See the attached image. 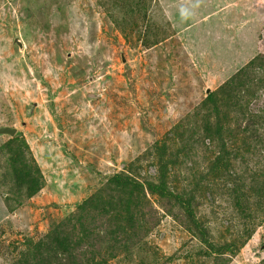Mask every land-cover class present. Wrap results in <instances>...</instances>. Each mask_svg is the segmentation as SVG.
<instances>
[{"label":"rangeland","instance_id":"obj_1","mask_svg":"<svg viewBox=\"0 0 264 264\" xmlns=\"http://www.w3.org/2000/svg\"><path fill=\"white\" fill-rule=\"evenodd\" d=\"M261 13L0 0V264H264Z\"/></svg>","mask_w":264,"mask_h":264},{"label":"trees","instance_id":"obj_2","mask_svg":"<svg viewBox=\"0 0 264 264\" xmlns=\"http://www.w3.org/2000/svg\"><path fill=\"white\" fill-rule=\"evenodd\" d=\"M247 104H248V102H247ZM250 112H251V110L249 109L248 113H250ZM33 171H34L33 168L29 167L27 164H23L21 166H15V167L13 166V170L11 172V175L13 176V178L15 177V179L17 180L18 186L19 187L22 186V188L25 189V198H30V196H32L34 193H36L40 188L39 180L36 178ZM161 171H166V170L162 168ZM119 180H120V178L115 179L111 182L119 183ZM126 182H127L126 185H128L129 180L126 179ZM121 183L124 184V182H121ZM138 185L141 186L140 184H138ZM146 185H147L148 189L153 191V192H161L162 194H164L167 197H173L174 199L177 198L179 200L180 206L184 209H185V205L186 206L188 205V198H186V195H185V197L175 195L174 192L172 191V189L164 186L163 180H161L160 183L148 182V183H146ZM134 189H136V187L131 186V190H134ZM180 197L186 201L183 202ZM87 215L88 214L86 213L84 215L79 216V218H78V221L81 224L80 230H82V228L85 227L84 222L82 221V218L86 217Z\"/></svg>","mask_w":264,"mask_h":264},{"label":"crops","instance_id":"obj_3","mask_svg":"<svg viewBox=\"0 0 264 264\" xmlns=\"http://www.w3.org/2000/svg\"><path fill=\"white\" fill-rule=\"evenodd\" d=\"M208 1H210V0H208ZM204 6H206V7H210L211 5H210L209 2L207 3V2H204V1H203V7H204ZM235 6H236V5H235ZM254 6H255V1H254V4H253V7H252V8H255ZM219 9H222V8L219 7ZM205 13H207V12H205ZM254 13H255V12H253V11L250 12V15L248 16V18L244 19L245 22L243 21V22L241 23V26H242V27H244L245 25L250 24V23H251V20H254V18L252 17V15H253ZM209 15H211L210 12H208V13L206 14V16H205V17H207L206 19H209V17H208ZM221 15H225V14H221ZM261 15L263 16L264 14L261 13ZM230 17H231V16H230ZM230 17H229L228 19H230ZM228 19H227V18L224 19V20H226V22L224 23V26H225V27H226L227 22H229ZM236 20H237V19H236ZM255 20H257V19H256V16H255ZM261 25L263 26V30H264V23H262ZM220 26H221V25H220ZM221 28H222V27H221ZM229 28H230V27H229ZM229 28H226L225 33H226L227 30H229ZM222 30H223V28H222ZM223 31H224V30H223Z\"/></svg>","mask_w":264,"mask_h":264},{"label":"water","instance_id":"obj_4","mask_svg":"<svg viewBox=\"0 0 264 264\" xmlns=\"http://www.w3.org/2000/svg\"><path fill=\"white\" fill-rule=\"evenodd\" d=\"M8 135V136H13L15 134V129L10 128V127H0V135Z\"/></svg>","mask_w":264,"mask_h":264}]
</instances>
